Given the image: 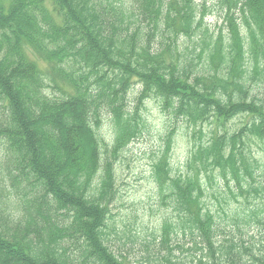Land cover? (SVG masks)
Here are the masks:
<instances>
[{
	"label": "trees",
	"instance_id": "obj_1",
	"mask_svg": "<svg viewBox=\"0 0 264 264\" xmlns=\"http://www.w3.org/2000/svg\"><path fill=\"white\" fill-rule=\"evenodd\" d=\"M220 2L224 37L193 0H0V264H130L115 165L147 99L186 154L145 200L152 259L264 264V0Z\"/></svg>",
	"mask_w": 264,
	"mask_h": 264
},
{
	"label": "rangeland",
	"instance_id": "obj_2",
	"mask_svg": "<svg viewBox=\"0 0 264 264\" xmlns=\"http://www.w3.org/2000/svg\"><path fill=\"white\" fill-rule=\"evenodd\" d=\"M194 4L198 8L197 14V26H206L210 32V35H226L225 26H231V22L234 26H241L239 19V12L231 11L233 14V20L225 16V9L220 11L222 3L220 0H193ZM244 1V0H242ZM224 8V7H223ZM33 26V24H29ZM17 26H24L23 19L17 22ZM205 29V28H203ZM259 81H254L255 88H262V85H258ZM139 88L135 85L129 92V105L133 107V101L137 97ZM261 93L264 89L260 90ZM139 100V99H138ZM143 107L139 110L140 118L137 121L138 134L137 137L130 140L125 146L123 154L120 158V162L115 165L114 182L116 188L122 191L125 200L119 201L116 204V225L121 224V219L125 218L126 214H133L136 217L139 225L133 229L130 233L132 235V242L126 239L120 240L119 248L120 254L126 258L130 264H162L163 261L157 257L152 259L155 254L152 251H156L158 245L156 244V236L152 233L154 225L152 219L148 214L147 205L149 201H145L153 193L154 184L159 181L161 175H165L167 172V166H170L175 171H181L185 164V150L180 143L175 145L172 151L166 152L165 149V134L168 129L164 123L166 119L163 114L160 113V107L156 106L153 99H147L143 102L139 100ZM90 114V113H89ZM137 127V126H136ZM154 180L156 182H154ZM156 185V184H155ZM138 190V191H137ZM130 191H133L135 195H131ZM158 212V211H157ZM154 221V219H153ZM253 224V223H252ZM111 227H113L111 225ZM227 232V231H226ZM250 229L245 228L241 235L249 237ZM258 234L255 239H258ZM126 238V237H124ZM261 239L259 242H262ZM171 247L176 248V243H171ZM262 244V243H261ZM183 245V243L181 244ZM248 245V244H246ZM49 246L48 241L43 242L40 246L33 249L31 257L34 260L39 261L41 258L49 259V256L45 254V248ZM148 247V250L145 247ZM156 247V248H154ZM5 250V249H4ZM0 250V260L4 259L3 254L5 251ZM158 251V250H157ZM151 252L153 254H151ZM173 253L179 254L181 260L184 261V252L180 254L177 250H173ZM52 254V253H51ZM53 252V257L55 258ZM186 259H192V262L187 261V264H193L196 260L193 257H187ZM185 264V263H184Z\"/></svg>",
	"mask_w": 264,
	"mask_h": 264
}]
</instances>
